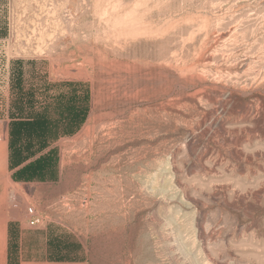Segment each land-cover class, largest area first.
<instances>
[{"label": "rangeland", "instance_id": "obj_1", "mask_svg": "<svg viewBox=\"0 0 264 264\" xmlns=\"http://www.w3.org/2000/svg\"><path fill=\"white\" fill-rule=\"evenodd\" d=\"M0 264H264V0H0Z\"/></svg>", "mask_w": 264, "mask_h": 264}, {"label": "built area", "instance_id": "obj_2", "mask_svg": "<svg viewBox=\"0 0 264 264\" xmlns=\"http://www.w3.org/2000/svg\"><path fill=\"white\" fill-rule=\"evenodd\" d=\"M30 211H31L32 214H34V209L33 208H30ZM35 223H36V221L32 220V224H35Z\"/></svg>", "mask_w": 264, "mask_h": 264}]
</instances>
